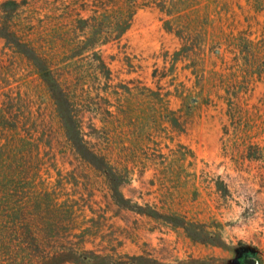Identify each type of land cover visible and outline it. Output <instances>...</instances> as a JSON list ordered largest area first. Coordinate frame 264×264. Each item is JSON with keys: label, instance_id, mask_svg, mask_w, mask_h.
I'll return each mask as SVG.
<instances>
[{"label": "rangeland", "instance_id": "1", "mask_svg": "<svg viewBox=\"0 0 264 264\" xmlns=\"http://www.w3.org/2000/svg\"><path fill=\"white\" fill-rule=\"evenodd\" d=\"M6 175L0 264H264V0H0Z\"/></svg>", "mask_w": 264, "mask_h": 264}, {"label": "trees", "instance_id": "2", "mask_svg": "<svg viewBox=\"0 0 264 264\" xmlns=\"http://www.w3.org/2000/svg\"><path fill=\"white\" fill-rule=\"evenodd\" d=\"M8 5H15V2L13 1H7L5 2L2 6H8ZM9 165V164H8ZM2 177V182H1V193L4 194L6 191H5V183L3 181H6L7 180V175L6 176H1ZM4 198H2L3 200ZM245 255V253L243 254V256Z\"/></svg>", "mask_w": 264, "mask_h": 264}, {"label": "water", "instance_id": "3", "mask_svg": "<svg viewBox=\"0 0 264 264\" xmlns=\"http://www.w3.org/2000/svg\"><path fill=\"white\" fill-rule=\"evenodd\" d=\"M245 264H256V260L253 258L243 260Z\"/></svg>", "mask_w": 264, "mask_h": 264}, {"label": "flooded vegetation", "instance_id": "4", "mask_svg": "<svg viewBox=\"0 0 264 264\" xmlns=\"http://www.w3.org/2000/svg\"><path fill=\"white\" fill-rule=\"evenodd\" d=\"M243 257H244V260H245V259H250V258H248V257H249V254L246 253V252H245V255H244Z\"/></svg>", "mask_w": 264, "mask_h": 264}]
</instances>
